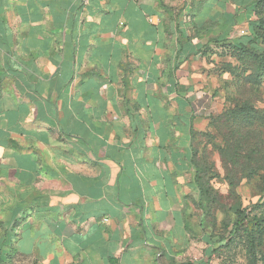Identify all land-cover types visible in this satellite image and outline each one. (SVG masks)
<instances>
[{
  "label": "crops",
  "instance_id": "obj_1",
  "mask_svg": "<svg viewBox=\"0 0 264 264\" xmlns=\"http://www.w3.org/2000/svg\"><path fill=\"white\" fill-rule=\"evenodd\" d=\"M254 17V0H0V264H211L210 49Z\"/></svg>",
  "mask_w": 264,
  "mask_h": 264
},
{
  "label": "rangeland",
  "instance_id": "obj_2",
  "mask_svg": "<svg viewBox=\"0 0 264 264\" xmlns=\"http://www.w3.org/2000/svg\"><path fill=\"white\" fill-rule=\"evenodd\" d=\"M258 10L264 20V0ZM257 32L264 48V24ZM210 52L213 103L209 128L195 136V162L211 264H264V70L254 79L250 54Z\"/></svg>",
  "mask_w": 264,
  "mask_h": 264
},
{
  "label": "trees",
  "instance_id": "obj_3",
  "mask_svg": "<svg viewBox=\"0 0 264 264\" xmlns=\"http://www.w3.org/2000/svg\"><path fill=\"white\" fill-rule=\"evenodd\" d=\"M260 3H263V0H259L258 2L254 3V16L257 17V20H254V24L252 25L250 36L244 39H241L233 44H228L227 46L226 45L224 46V47L231 48L234 52H238L242 54H250L251 57H254V69L252 68V73L256 75V78L254 79H257L259 77L258 75L260 74H258V71L264 70V48H262L259 45L261 36L257 32V29H259L264 24V20H262V18H258L260 16L259 10H258ZM257 63H259L258 68H256ZM255 81L256 80H254V82ZM254 150H257V148L255 147ZM195 166H196V162H195ZM195 185H196L198 194L200 195V201L198 203V206L203 211V216H205L207 215V211L205 210L203 206V201H202L204 194H205V190L201 183V177L199 176V170L197 167H196ZM202 226H203V223H202ZM210 237H211V242H212L213 240H212L211 234H210Z\"/></svg>",
  "mask_w": 264,
  "mask_h": 264
},
{
  "label": "built area",
  "instance_id": "obj_4",
  "mask_svg": "<svg viewBox=\"0 0 264 264\" xmlns=\"http://www.w3.org/2000/svg\"><path fill=\"white\" fill-rule=\"evenodd\" d=\"M245 32L244 31H241V34H244Z\"/></svg>",
  "mask_w": 264,
  "mask_h": 264
}]
</instances>
